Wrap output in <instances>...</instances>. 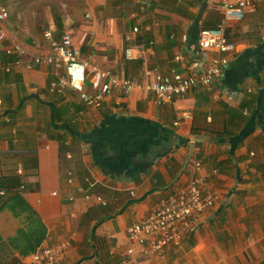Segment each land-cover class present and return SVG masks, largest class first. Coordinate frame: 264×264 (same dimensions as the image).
<instances>
[{"label": "crops", "instance_id": "0c3cea01", "mask_svg": "<svg viewBox=\"0 0 264 264\" xmlns=\"http://www.w3.org/2000/svg\"><path fill=\"white\" fill-rule=\"evenodd\" d=\"M0 6L9 14L0 23L7 36L0 48V180L20 178L19 191L46 231L37 251L68 241L71 249L57 264H103L95 238L99 249L104 241L121 259L117 264H264V5L228 26L235 50L209 90L162 106L151 93L114 91L98 108L85 107L71 90L50 89L63 66L16 67L7 47L25 48L24 64L49 57V31L54 40L68 35L86 62L136 83L146 81V70L190 74L219 56L198 46L200 31L220 22L219 0H0ZM133 44L143 46L142 60L124 58ZM194 162L218 197L214 208L194 220L163 261L127 256V229L186 187ZM105 216L112 218L95 230ZM24 219L0 212L1 257L31 264L33 254L23 257L14 242L19 230L28 231Z\"/></svg>", "mask_w": 264, "mask_h": 264}, {"label": "built area", "instance_id": "2783aa9c", "mask_svg": "<svg viewBox=\"0 0 264 264\" xmlns=\"http://www.w3.org/2000/svg\"><path fill=\"white\" fill-rule=\"evenodd\" d=\"M262 5L264 0H219V24L215 28L200 31L198 36V46L201 50L214 51L219 56L213 57L204 69L196 66L190 74L185 75H164L156 69L146 70L144 83L120 78L109 70L86 62L80 57L68 35L54 40V35L47 31L44 39L50 42L52 55L46 58L36 57L25 64V48L12 44L7 47V52L15 55L16 67L32 69L43 63L63 66L64 76L51 82L50 89L58 93L73 91L87 108L100 107L106 96L114 91L127 96L136 89L153 94L156 104L162 106L176 99L184 100L195 89L209 90L217 82L229 65L228 55L235 50V44L228 40L225 33L228 26L242 21L246 13L253 12ZM8 16L7 9L0 6V23L5 22ZM133 31L136 33L137 29L134 28ZM6 37L5 33L0 31V48L4 46ZM143 52L141 44H133L124 49V58L127 61L142 60ZM181 59L178 57V60ZM185 118H191V114H186ZM200 171L201 164L194 162L188 185L162 200L145 219L127 229V256L140 255L142 260L155 258L163 261L168 249H178L181 246L185 232L194 220L214 208L218 197L206 190V179L200 176ZM21 173L19 171V174ZM68 183H71V180ZM0 194L4 195L3 192ZM85 196L87 200L92 197L90 193ZM94 200L103 206L106 205L101 197ZM70 249L71 244L68 241L42 248L33 254L31 264H57Z\"/></svg>", "mask_w": 264, "mask_h": 264}, {"label": "trees", "instance_id": "16d2710c", "mask_svg": "<svg viewBox=\"0 0 264 264\" xmlns=\"http://www.w3.org/2000/svg\"><path fill=\"white\" fill-rule=\"evenodd\" d=\"M82 52H84V49ZM245 107V104L241 105L240 112H243ZM21 186L23 185L18 176L2 178L0 180V193L4 192V196L0 195V212L5 210L9 211L16 218H20L25 215V223L27 221L29 224L28 231L26 232V230H19L14 242L15 245L17 243L22 244L21 247L16 246V248H18V251L23 257H26L27 255L36 253L37 249L41 247L46 238V231L41 220L31 209V206L27 203L19 191ZM110 218L112 217L105 216L99 219L95 224V230ZM100 244L101 249H99L98 242L94 238V249L96 250L95 257L103 264H117L121 261L120 258L111 257L109 255V249L107 246H105L104 241H102ZM27 247L28 249H26ZM2 248V245H0V264H22L17 259L9 258L8 260H5V257H1V253L4 252V249Z\"/></svg>", "mask_w": 264, "mask_h": 264}]
</instances>
